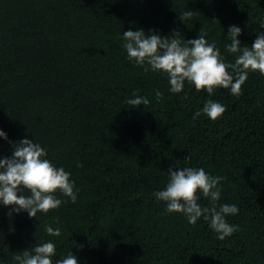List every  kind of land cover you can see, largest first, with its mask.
<instances>
[{
	"label": "trees",
	"instance_id": "1",
	"mask_svg": "<svg viewBox=\"0 0 264 264\" xmlns=\"http://www.w3.org/2000/svg\"><path fill=\"white\" fill-rule=\"evenodd\" d=\"M243 1L0 0V131L8 137L0 158L31 139L70 173L77 193L73 203L57 192L61 206L36 219L0 204V264L48 241L53 264L69 252L79 264H264V76L250 71L239 96L223 88L210 96L187 81L174 94L166 74L145 72L123 47L129 30L178 31L184 43L202 30L234 63L229 27L241 29L242 46L264 33V0ZM188 10L198 14L182 23ZM134 93L150 104L133 109ZM209 99L223 115L193 119ZM175 166L223 177L217 210L239 209L225 217L237 227L230 237L157 201ZM198 203L210 206L202 194ZM48 226L61 235L49 236Z\"/></svg>",
	"mask_w": 264,
	"mask_h": 264
},
{
	"label": "clouds",
	"instance_id": "2",
	"mask_svg": "<svg viewBox=\"0 0 264 264\" xmlns=\"http://www.w3.org/2000/svg\"><path fill=\"white\" fill-rule=\"evenodd\" d=\"M196 14L198 13L191 10L182 11L179 19L184 23ZM240 35L241 29L238 26L229 27L231 43L226 48L235 55L234 63L224 62L220 50L215 43L207 41L206 33L202 30L196 39L187 40L186 43L180 39L181 34L178 31L164 37L155 30L151 34H146L142 29L129 30L123 32V47L128 59L143 67L145 72L151 70L166 74L171 93L182 92L187 81L197 91L206 90L210 96L218 88L230 89L232 95L239 96L250 71H258L264 76V33L259 34L251 46H242L238 39ZM244 37L242 36L243 44L250 38ZM133 95L134 98L126 100L133 109L150 104L147 97L142 98L135 93ZM155 98L157 102L161 101L163 93L157 90ZM224 112L222 104L209 99L202 112L197 111L193 119L203 114L215 121ZM0 138L8 140L3 131H0ZM46 156V150L31 139L25 138L13 144L11 158H0V204L12 207L15 213L27 212L30 218L36 219L38 213L47 214L61 206L62 201L55 195L57 192L70 198L73 203L76 202L77 193L74 191L75 185L70 179V173L62 167L54 166ZM167 174L168 183L165 189L156 191L153 195L157 201L166 203L169 213L184 214L192 225L203 217L220 240L230 237L237 230L236 226L227 223L225 217L238 214V207L222 204L217 210V203L221 198L219 185L223 177L211 176L203 168L176 166L170 167ZM21 189H27L31 194L22 195ZM200 194L210 201V206L202 207L198 203ZM11 215L10 212L9 216ZM45 231L49 236L61 235L59 228L48 226ZM55 255L56 246L48 241L36 243L31 249L15 255L13 259L16 264H53L52 258ZM55 264H79V261L69 252L67 256L56 260Z\"/></svg>",
	"mask_w": 264,
	"mask_h": 264
}]
</instances>
